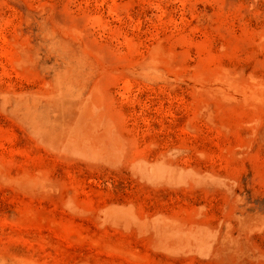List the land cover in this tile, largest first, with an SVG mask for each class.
<instances>
[{
  "label": "rangeland",
  "instance_id": "374dc122",
  "mask_svg": "<svg viewBox=\"0 0 264 264\" xmlns=\"http://www.w3.org/2000/svg\"><path fill=\"white\" fill-rule=\"evenodd\" d=\"M0 264H264V0H0Z\"/></svg>",
  "mask_w": 264,
  "mask_h": 264
}]
</instances>
